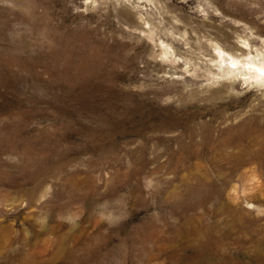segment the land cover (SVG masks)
Masks as SVG:
<instances>
[{
  "label": "rangeland",
  "instance_id": "1",
  "mask_svg": "<svg viewBox=\"0 0 264 264\" xmlns=\"http://www.w3.org/2000/svg\"><path fill=\"white\" fill-rule=\"evenodd\" d=\"M244 43L264 0H0V264H264Z\"/></svg>",
  "mask_w": 264,
  "mask_h": 264
},
{
  "label": "bare ground",
  "instance_id": "2",
  "mask_svg": "<svg viewBox=\"0 0 264 264\" xmlns=\"http://www.w3.org/2000/svg\"><path fill=\"white\" fill-rule=\"evenodd\" d=\"M246 49L239 47L238 50L225 49L219 45L216 46V53L222 74L234 76L239 74L243 76V80L247 83H255L264 87V53L251 54L248 43H244ZM248 53V54H247ZM235 65V66H233ZM262 131L257 132L259 142L264 143V123L261 124ZM251 128V127H250ZM208 137L212 136V128L205 129ZM264 154V151H263Z\"/></svg>",
  "mask_w": 264,
  "mask_h": 264
},
{
  "label": "snow or ice",
  "instance_id": "3",
  "mask_svg": "<svg viewBox=\"0 0 264 264\" xmlns=\"http://www.w3.org/2000/svg\"><path fill=\"white\" fill-rule=\"evenodd\" d=\"M233 66H235V65H233Z\"/></svg>",
  "mask_w": 264,
  "mask_h": 264
}]
</instances>
